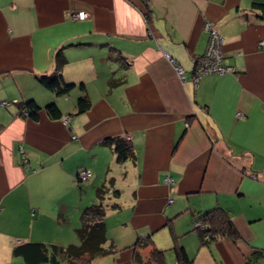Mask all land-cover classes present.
Returning <instances> with one entry per match:
<instances>
[{"label": "crops", "instance_id": "1", "mask_svg": "<svg viewBox=\"0 0 264 264\" xmlns=\"http://www.w3.org/2000/svg\"><path fill=\"white\" fill-rule=\"evenodd\" d=\"M147 1L149 24L140 0H0V264H25L12 254L24 243L78 245L100 186L116 252L89 264H133L145 237L182 246L192 264H247L259 252L264 264V17L252 8L264 0ZM77 12L87 17L71 20ZM206 21L232 73L195 83ZM59 51L75 85L65 96L35 79L56 71ZM83 94L90 108L76 114ZM29 100L55 103L62 118L20 116ZM108 139L129 142L134 158L116 162ZM214 208L239 240L200 245L195 218Z\"/></svg>", "mask_w": 264, "mask_h": 264}, {"label": "trees", "instance_id": "2", "mask_svg": "<svg viewBox=\"0 0 264 264\" xmlns=\"http://www.w3.org/2000/svg\"><path fill=\"white\" fill-rule=\"evenodd\" d=\"M140 2L143 5L144 19L149 24L152 19V11L148 6V1L140 0ZM252 8L259 12L260 17H264V3H253ZM202 55L194 60V68ZM55 63L56 71L54 73L50 75H40L35 79L40 86L52 94L56 96H65L70 93L75 85L66 83L62 78L60 71L66 64V59L61 51L56 54ZM110 84L112 85L114 82ZM75 108L76 114L85 113L90 108L89 99L85 94L77 99ZM41 110L49 120L56 121L62 118V113L55 103H49L41 109L32 100L22 104L19 115L29 118L32 121H38ZM104 143L113 147L116 162H124L134 158L129 142L120 139H108ZM108 191L111 192L110 190H105L102 186L97 188V202L86 206L81 211L79 216V227L75 230V234L79 240L78 245L62 247L43 243H24L14 246L12 254L20 257L25 264H89L96 258L114 254L116 249L113 243H109V245L106 246L108 239L104 221V200ZM171 202V200L170 202L168 201V203ZM114 207L117 206L115 205ZM196 222L201 223V228L193 227V232L198 235L200 245L202 246H207L211 242L220 239H229L233 242L240 239L227 212L221 208H214L202 215H197L195 218V223ZM170 250L174 255V264L193 263V260L188 256L182 246L174 243L172 247H170ZM133 254V264H166L164 251L158 249L154 245L151 237L138 239L136 245H134ZM260 256V252L252 255L247 264H260Z\"/></svg>", "mask_w": 264, "mask_h": 264}, {"label": "built area", "instance_id": "3", "mask_svg": "<svg viewBox=\"0 0 264 264\" xmlns=\"http://www.w3.org/2000/svg\"><path fill=\"white\" fill-rule=\"evenodd\" d=\"M86 17L87 16L84 12L70 13L71 20L82 21ZM203 30L208 34V41L204 54L199 59L194 68L193 82L195 83H197L202 76L207 74L224 75L227 73H232L231 68L222 65L221 38L215 29L214 23L211 21H206L203 25ZM259 46L264 48V39L260 41ZM175 70L178 73V76L184 80L185 78L183 76L182 69L178 66H175ZM20 153L22 154L24 163H26L22 149H20ZM89 177L90 172L85 169L78 171L76 175V178L81 182L87 181ZM166 182L168 181L166 180ZM194 227L201 228V223L196 222Z\"/></svg>", "mask_w": 264, "mask_h": 264}, {"label": "rangeland", "instance_id": "4", "mask_svg": "<svg viewBox=\"0 0 264 264\" xmlns=\"http://www.w3.org/2000/svg\"><path fill=\"white\" fill-rule=\"evenodd\" d=\"M260 43V42H259ZM83 183L85 182H79L80 185H82ZM107 203H104V206L106 205ZM164 238V237H163ZM162 238V239H163ZM165 239V238H164ZM165 242H166V239H165ZM163 245H160L158 248L160 250H163L164 251V258H165V263L166 264H174V260L172 259L170 261V259L173 257V252L168 248V247H162Z\"/></svg>", "mask_w": 264, "mask_h": 264}]
</instances>
